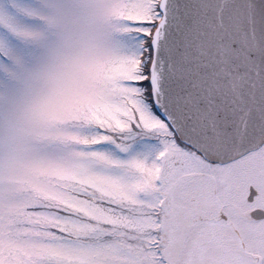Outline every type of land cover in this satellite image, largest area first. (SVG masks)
<instances>
[{
	"label": "snow or ice",
	"instance_id": "6c2138e0",
	"mask_svg": "<svg viewBox=\"0 0 264 264\" xmlns=\"http://www.w3.org/2000/svg\"><path fill=\"white\" fill-rule=\"evenodd\" d=\"M0 264H264V0H0Z\"/></svg>",
	"mask_w": 264,
	"mask_h": 264
}]
</instances>
